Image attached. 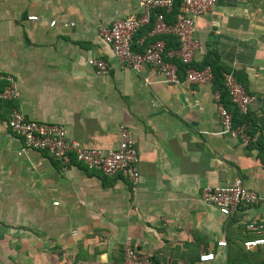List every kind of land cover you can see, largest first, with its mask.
<instances>
[{
    "label": "crops",
    "instance_id": "0c3cea01",
    "mask_svg": "<svg viewBox=\"0 0 264 264\" xmlns=\"http://www.w3.org/2000/svg\"><path fill=\"white\" fill-rule=\"evenodd\" d=\"M177 8L152 10L132 48L162 40L166 53L176 49L174 35L150 30L157 12L172 24ZM141 13L138 0H0V69L18 91L14 101L0 98V264H122L127 240L157 264H192L206 251L214 260L197 263L224 264L230 243L264 238L259 149L223 126L211 82L184 78L216 52L254 96L247 110L264 136V0H216L197 17L192 61L171 59L186 66L176 83L148 64L122 67L104 41L101 28L115 15ZM93 57L107 72L97 73ZM13 106L63 125L84 147H116L125 123L136 139L138 182L24 148L7 126ZM236 178L258 201L222 215L200 200L204 186ZM251 221L262 224L259 232L247 230Z\"/></svg>",
    "mask_w": 264,
    "mask_h": 264
},
{
    "label": "built area",
    "instance_id": "2783aa9c",
    "mask_svg": "<svg viewBox=\"0 0 264 264\" xmlns=\"http://www.w3.org/2000/svg\"><path fill=\"white\" fill-rule=\"evenodd\" d=\"M142 13L137 16L115 15L113 21L107 27L101 28V34L117 57L122 67H131L136 71L146 64L150 65L155 73L161 76L166 83H176L178 78V65L173 59L184 64L192 61L193 53L197 47L194 37V25L197 17L213 9L216 0H180L175 19L172 24H167L164 14L157 12L150 30L152 33H170L177 38L178 47L165 52L162 40H155L141 49H133L132 42L135 32L142 26L150 23L151 11L165 9L169 12L173 9L174 0H138ZM36 19L35 15L28 16ZM55 23L50 21V25ZM143 45V40L137 41ZM95 67L97 73H105L108 63L100 58H90L88 61ZM212 70L209 65L202 68L188 67L185 71V81L188 83H206L212 81ZM224 84L229 94L230 101L240 112H246L253 102L254 96L246 91L244 86L235 79L231 72L223 74ZM0 83L3 88L0 98L5 101H14L18 97L15 79L11 74L3 73L0 69ZM218 113L223 126L229 130L240 133L248 143L249 136L245 133V126H232L231 113L219 100V92L214 91ZM7 126L10 131L21 137L24 148H31L48 152L62 165H69L73 161L82 163L89 169H98L106 175L121 174L133 184L139 180L140 174L137 166L138 152L136 139L125 123L118 126L119 138L116 147L103 149L99 147H84L77 141L67 136L65 127L59 123L49 121H37L28 118L21 109L13 106L9 112ZM200 200L213 205L222 215H229L242 204H250L258 201V194L246 187L241 179L236 178L223 186H204L200 191ZM247 230L259 232L262 224L248 222ZM264 238H251L243 241L246 248L263 244ZM217 246L225 247L226 241L219 239ZM214 260L213 251H206L199 255L200 262ZM150 255L138 250L130 241L122 246V264H151Z\"/></svg>",
    "mask_w": 264,
    "mask_h": 264
},
{
    "label": "trees",
    "instance_id": "16d2710c",
    "mask_svg": "<svg viewBox=\"0 0 264 264\" xmlns=\"http://www.w3.org/2000/svg\"><path fill=\"white\" fill-rule=\"evenodd\" d=\"M180 0H175L174 7L175 9L178 7ZM177 12V11H176ZM176 14V13H175ZM174 14V16H175ZM176 40V39H175ZM173 41V40H171ZM177 41V40H176ZM178 47V42L177 46ZM205 65H209L212 70V81L211 85L214 91L219 92V100L224 105V107L231 113L232 116V126L237 127L244 125L245 133L249 136V144L257 146L259 149V159L264 166V136L256 125L255 118L251 116L249 110L246 112H240L238 108L230 101L229 94L226 90L224 84L223 74L227 72H231L235 79L239 81L245 88L244 81H242L239 73L237 71H232L230 68H227L223 64L219 63L216 52L210 51L204 57L202 63L200 65L193 66L194 68H201ZM180 66V70H184L186 66L181 63L178 64ZM243 241L241 243H230L226 248V259L224 264H264V244H258L252 248H246L243 245ZM122 252V251H121ZM198 262L199 257L196 258ZM195 260V263L199 264ZM151 264H157L155 260H151ZM203 263V262H201Z\"/></svg>",
    "mask_w": 264,
    "mask_h": 264
}]
</instances>
